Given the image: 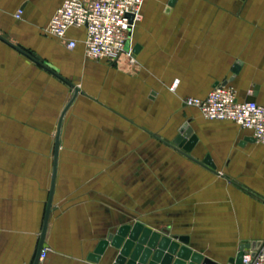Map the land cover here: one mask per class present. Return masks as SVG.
I'll use <instances>...</instances> for the list:
<instances>
[{
  "label": "crops",
  "instance_id": "crops-1",
  "mask_svg": "<svg viewBox=\"0 0 264 264\" xmlns=\"http://www.w3.org/2000/svg\"><path fill=\"white\" fill-rule=\"evenodd\" d=\"M63 1L0 0V264L34 262L57 136L51 251L38 264H111L110 252L87 258L133 224L134 196L164 212L140 223L219 264L264 245V145L184 104L227 81L238 101L264 106V0H175L168 11L169 0H144L131 52L113 63L86 58L83 29L68 32L72 50L46 34ZM183 122L196 137L189 157L172 144Z\"/></svg>",
  "mask_w": 264,
  "mask_h": 264
},
{
  "label": "built area",
  "instance_id": "built-area-1",
  "mask_svg": "<svg viewBox=\"0 0 264 264\" xmlns=\"http://www.w3.org/2000/svg\"><path fill=\"white\" fill-rule=\"evenodd\" d=\"M143 3L144 0H64L51 16L45 32L72 50L76 48L77 41L69 39L68 32L83 29L86 58L113 63L131 52L132 32L142 19ZM22 13V10H17L15 18L21 19ZM129 16H132L130 29ZM184 104L198 110L206 120L233 122L250 131L255 142L264 145V106L252 100L238 101L233 87L217 85L204 98H186ZM50 251L44 246L40 259L46 258ZM241 264H264V245L255 251L244 250Z\"/></svg>",
  "mask_w": 264,
  "mask_h": 264
},
{
  "label": "water",
  "instance_id": "water-1",
  "mask_svg": "<svg viewBox=\"0 0 264 264\" xmlns=\"http://www.w3.org/2000/svg\"><path fill=\"white\" fill-rule=\"evenodd\" d=\"M175 0L168 1V8L174 4ZM132 26V16H129V29ZM2 39V38H1ZM3 40V39H2ZM5 43L18 50L23 55L30 58L35 63L42 65L40 58L25 52L24 50ZM128 50V46L126 48ZM139 47H135L133 52L136 53ZM47 68V67H46ZM239 72V66L235 65L232 69L233 75ZM227 81L222 85H226ZM77 90L74 91L75 98ZM67 109V108H66ZM64 114V113H63ZM192 130L188 123L182 124L178 131V135L172 141V144L185 156L189 157V152L196 143V137L192 136ZM59 146L58 136L55 138L53 169L49 190L48 202L46 205L42 230L39 236L36 256L33 264H38L40 253L44 247V238L48 223V217L51 209L52 195L54 190V181L56 173L57 151ZM205 164H210L208 160H204ZM189 239L187 236H167L159 232L153 231L151 228L144 226L140 222L132 225H122L113 233L107 235L106 238L100 240L94 251L88 256V260L93 263H99L105 255L113 254L111 264H219L213 260L204 257L200 253L193 252L188 248ZM262 246V242L243 243L239 246L234 257L229 258L226 262L220 264H241L244 250H257Z\"/></svg>",
  "mask_w": 264,
  "mask_h": 264
},
{
  "label": "rangeland",
  "instance_id": "rangeland-1",
  "mask_svg": "<svg viewBox=\"0 0 264 264\" xmlns=\"http://www.w3.org/2000/svg\"><path fill=\"white\" fill-rule=\"evenodd\" d=\"M239 2H248V0H238ZM245 21H246V23L248 22V18H247V16H245ZM140 22V21H139ZM249 32H250V35H251V27H250V30H249ZM125 55V54H124ZM129 58H130V56H129ZM184 123V122H183ZM182 123V124H183ZM10 174L11 175H14L15 173L14 172H11L10 171ZM10 179V178H9ZM11 180V179H10ZM12 181V180H11ZM135 189L136 188H134V192H135ZM139 189V188H138ZM136 199H138V200H136ZM150 199H151V197H150ZM155 199L156 198H154V200H152V201H149L148 203H141L140 202V197H135L134 196V201H133V204H132V209H131V218H129V220H130V222H132L133 224L135 223V222H139V220H140V218H142V215H143V217L145 216H152L153 218H157V213L158 214H162V213H164V212H162V211H160V210H158V204L156 203V201H155ZM164 206V207H169V206H171V204L169 203V204H159V206ZM122 206V205H121ZM118 209H121V207L119 206L118 207ZM160 211V212H159ZM166 212V211H165Z\"/></svg>",
  "mask_w": 264,
  "mask_h": 264
}]
</instances>
